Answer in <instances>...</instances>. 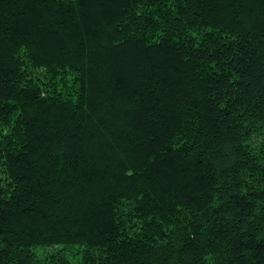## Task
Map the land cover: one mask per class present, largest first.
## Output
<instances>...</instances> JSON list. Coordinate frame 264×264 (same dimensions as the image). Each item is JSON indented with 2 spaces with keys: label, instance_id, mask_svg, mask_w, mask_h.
<instances>
[{
  "label": "trees",
  "instance_id": "16d2710c",
  "mask_svg": "<svg viewBox=\"0 0 264 264\" xmlns=\"http://www.w3.org/2000/svg\"><path fill=\"white\" fill-rule=\"evenodd\" d=\"M0 264H264V0H0Z\"/></svg>",
  "mask_w": 264,
  "mask_h": 264
}]
</instances>
